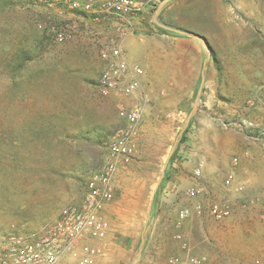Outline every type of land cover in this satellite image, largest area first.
<instances>
[{
    "label": "rangeland",
    "instance_id": "1",
    "mask_svg": "<svg viewBox=\"0 0 264 264\" xmlns=\"http://www.w3.org/2000/svg\"><path fill=\"white\" fill-rule=\"evenodd\" d=\"M147 1L149 13L131 22L135 33L144 31L138 36L151 39L146 57L159 93L185 113L174 126L165 159L181 146L189 159L180 157L178 163L194 165L188 188H202L204 196L185 194L183 204L157 209L165 159L136 171L127 166L112 201L126 191L140 196L121 199L114 225L135 237L116 236L114 252L100 264H165L178 255L175 236L189 220L177 228L179 211L232 194L225 185L234 168L229 138L237 143L241 132L248 141L256 143L252 136L259 134L257 139L264 141V0ZM156 20L201 36L209 49L195 37L165 30ZM117 27L59 4L22 2L0 10L1 233L32 235L56 221L63 208L82 201L87 182L103 166L105 142L125 122L118 106L127 105L125 98L100 90V51L120 37ZM60 32L68 38L58 40ZM138 42L144 43L139 37ZM22 52L32 60L21 68ZM98 134L107 136L97 141ZM132 181L143 185H122ZM237 201L232 199L229 219L209 228L216 264H264V197L259 207Z\"/></svg>",
    "mask_w": 264,
    "mask_h": 264
},
{
    "label": "built area",
    "instance_id": "2",
    "mask_svg": "<svg viewBox=\"0 0 264 264\" xmlns=\"http://www.w3.org/2000/svg\"><path fill=\"white\" fill-rule=\"evenodd\" d=\"M51 7L63 5L74 11L89 14L96 22H115L120 37L111 40L102 47L100 54L104 62L100 90L105 96L118 98L138 96L131 106L119 105V113L125 121L105 145L108 155L103 166L87 182L83 203L77 206H66L56 221L47 223L32 235L3 234L0 232V264H98L101 249L92 244H83L86 236L93 240H104L108 233L107 224L102 216L105 205L114 197V175L119 163L129 164L137 153L135 137L142 121L144 106L149 101L143 90L140 77L144 70L132 64L123 46L128 31L135 33L132 18L142 14L148 4L147 0H35ZM58 40L68 38L65 32L57 33ZM140 41L143 37L140 36ZM264 135V132L262 133ZM233 166L239 165L234 158ZM199 176V171L196 172ZM234 175L229 174L225 185L231 187ZM187 196L192 199L202 198L204 190L190 188ZM233 212V203L225 198L218 202H197L195 206L183 208L178 213L177 228L193 214L199 217L209 215L217 222L229 219ZM175 240L184 251L189 250L184 235L178 232ZM260 261L258 260V263ZM165 264H212L207 256L186 257L170 256Z\"/></svg>",
    "mask_w": 264,
    "mask_h": 264
},
{
    "label": "crops",
    "instance_id": "3",
    "mask_svg": "<svg viewBox=\"0 0 264 264\" xmlns=\"http://www.w3.org/2000/svg\"><path fill=\"white\" fill-rule=\"evenodd\" d=\"M148 13V9H145L141 16ZM140 17L135 19L137 25H140V23H138L139 21H136ZM140 33L144 34V31L143 33L142 31H138L135 34L129 35V37L123 41V46L130 62L140 66L144 70V74L140 77V82L143 90L148 94L149 101L144 106L143 118L138 126L137 135L135 137L137 153L131 161V164L134 163V165L130 166L131 164L119 163L114 175V189L119 188L120 173L122 170L126 169L127 166H129L130 171H136L147 167H156L163 162L166 158L167 146L173 140L172 135L174 134V126L183 122V119H185V113L178 104H167L166 100L162 97L163 93H159L158 84L153 82L152 72L150 71V60L146 57L150 45L147 47L145 46L146 41L148 43L151 39L141 41L144 42L143 44L139 43L138 37L140 40V36L137 34ZM141 37H143V35ZM169 82H171V87L173 88L172 84L176 82L174 78L170 79ZM125 101L128 106H131L136 101H139V97L136 95L125 98ZM124 125L125 122L122 126ZM237 133L239 134L237 143L234 137L229 138L228 141L229 144L233 143L235 147L234 158L239 159V165L229 171V174L234 175V180L230 187V192L232 194H230L228 199L231 201L232 199H237V203L239 204L259 207L264 197V141H259L257 139L261 134L256 137L252 136L253 139L257 140L255 143L254 141H248L247 137L242 136L241 132ZM253 144H255V146H253ZM180 157H182V160L188 158L181 146L175 150V153L169 161H167L168 158L167 160L165 159V166L163 167V170L165 169V175L159 185L160 189L157 193H160L156 202L157 209L158 207H160V209L165 207L170 210L173 207L179 206L181 203L183 204V196L185 194L187 195V191L190 188H193V186L190 188L188 187L193 184L192 175L194 165L187 164L186 162L178 163ZM122 185L126 186V188L130 185L140 188L143 183L132 181V183L126 182ZM129 196L138 197L140 196V192L135 193L132 190L120 194V197L115 196L114 201L107 203L101 212L108 227V233L104 240L97 241L93 240L91 236H86L82 242L83 244L98 246L101 249V254L97 259L98 264L109 260V255L114 252V240L116 241V236L135 237V232L122 228V225H114V221L117 218H114L113 215L117 212V209H119L118 215L120 214L121 199ZM83 199L78 205L83 203ZM188 219L189 220L183 225L182 233L185 241L189 245V250L184 251L181 244L178 242L180 247L176 243V248H178L177 254L183 257L188 255L194 257L207 256L212 264H216L218 256L213 254L215 250L212 249L210 242H208V237L212 233L209 228L213 226V222L217 221L209 215L203 217L191 216V218Z\"/></svg>",
    "mask_w": 264,
    "mask_h": 264
},
{
    "label": "trees",
    "instance_id": "4",
    "mask_svg": "<svg viewBox=\"0 0 264 264\" xmlns=\"http://www.w3.org/2000/svg\"><path fill=\"white\" fill-rule=\"evenodd\" d=\"M33 1L35 0H0V10H6V9H10V8H14L16 4L25 2L27 4H33ZM21 59V64L20 66L18 65V67H23L24 64L28 61L32 60V56H30V54L28 52H22L21 56L19 57ZM106 134H98L96 136V139H99L97 141H100L102 137H106ZM85 140H92V138H86ZM185 140V136H183L181 142H183Z\"/></svg>",
    "mask_w": 264,
    "mask_h": 264
},
{
    "label": "water",
    "instance_id": "5",
    "mask_svg": "<svg viewBox=\"0 0 264 264\" xmlns=\"http://www.w3.org/2000/svg\"><path fill=\"white\" fill-rule=\"evenodd\" d=\"M164 3H165V2H164ZM164 3H163V4H164ZM155 22H156V24H157L158 26L164 28L165 30L174 31V32H178V33H180V34L186 35V36H192V37H195L196 39L200 40V41H201V42H202V43H203V44L209 49L208 44L206 43V41H205L201 36H199V35H197V34H189V33H186V32L180 31V30H175V29H173V28H171V27L164 26V25L160 24L157 20H156ZM190 117H191V116H190ZM189 121H190V119H188V121H187V125L189 124ZM187 125H186V126H187ZM175 149H176V146H174L173 149L171 150V152H170V154H169V156H168V160H167V161L170 160V158L172 157V155H173L174 152H175ZM164 175H165V169H164L163 172H162L161 178H160V180H159V184H160L161 181L163 180ZM136 263H137V262L135 261L134 264H136Z\"/></svg>",
    "mask_w": 264,
    "mask_h": 264
}]
</instances>
